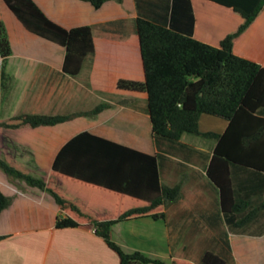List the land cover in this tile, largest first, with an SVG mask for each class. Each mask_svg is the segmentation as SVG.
Segmentation results:
<instances>
[{
  "label": "crops",
  "instance_id": "obj_1",
  "mask_svg": "<svg viewBox=\"0 0 264 264\" xmlns=\"http://www.w3.org/2000/svg\"><path fill=\"white\" fill-rule=\"evenodd\" d=\"M190 1L195 17L193 36L201 42L218 46L242 22L229 8L209 0ZM33 2L50 21L64 29L92 27L95 54L85 59L87 63L84 62L77 77L65 74L64 49L26 31L0 0V21L11 46V56L3 68L7 90L4 95L0 93L1 121L25 115L23 109L36 115L68 116L100 104H107L108 108L94 117L74 118L55 127L0 128V157H12L32 171L43 166L46 177L42 173L31 175L47 181L58 151L82 132L156 156L161 184L169 188L180 185L178 200L163 207L164 218L158 221L164 226L162 243L165 245L167 241L175 247L176 254L177 247H201L198 259L211 251L224 257L227 263L264 264V174L236 172L232 198L246 202L251 198V204L244 205V214L253 216L238 224L240 227L229 229L220 210L218 190L206 175L215 137L184 135L176 143L156 139L151 131L146 95L115 90L118 79L143 80L134 27L138 17L135 0L121 3L111 0L97 10L80 0ZM263 13L234 41L233 53L264 68V31L258 29ZM207 14L219 15V22L204 23L202 17ZM87 104L89 110H84ZM226 128L225 120L210 115H201L198 121L201 134L220 135ZM20 148L30 153H20ZM0 191L13 197L12 205L0 214V236H7L0 241V264H119L117 255L93 230L83 226L56 229L55 221L61 212L48 193L21 181L13 184L7 178L0 179ZM107 196L122 203L125 200L118 194ZM117 201H96L89 205L100 219H108L111 214L107 212H121ZM134 204L131 201L129 206Z\"/></svg>",
  "mask_w": 264,
  "mask_h": 264
},
{
  "label": "trees",
  "instance_id": "obj_2",
  "mask_svg": "<svg viewBox=\"0 0 264 264\" xmlns=\"http://www.w3.org/2000/svg\"><path fill=\"white\" fill-rule=\"evenodd\" d=\"M2 1L26 31L64 49L65 74L77 77L85 59L94 56L92 27L64 29L50 21L33 0ZM80 1L97 10L111 0ZM209 1L231 9L242 20L218 46L194 38L195 17L190 0H135L138 17L134 27L143 80L118 79L115 90L146 95L151 131L156 139L176 143L184 135L215 137L206 175L218 190L220 210L230 229L240 227L238 224L253 216L244 214V205L251 204V198L247 202L232 198L236 172L264 174V68L233 53L234 41L264 11V0ZM219 17L207 14L202 18L204 23L217 24ZM9 56L11 46L0 21V91L7 90L3 68ZM107 108V104H100L90 111L68 116L18 115L0 127L11 130L55 127L74 118L94 117ZM201 115L225 120V132L201 134L198 130ZM0 171L13 184L20 180L48 193L61 212L55 228L83 226L93 230L117 255L119 264H192L179 259L164 262L138 251L125 253L111 238L114 225L140 218L161 220L163 207L178 200L180 185L169 188L161 184L156 156L82 132L58 151L47 182L32 176L8 156L0 157ZM110 193L124 196V202L107 196ZM128 200L135 204L129 206ZM96 201H117L121 212H107L110 218L100 219L89 205ZM12 203L13 197L0 191V214ZM5 238L0 236V241ZM199 264H227V261L206 251Z\"/></svg>",
  "mask_w": 264,
  "mask_h": 264
},
{
  "label": "rangeland",
  "instance_id": "obj_3",
  "mask_svg": "<svg viewBox=\"0 0 264 264\" xmlns=\"http://www.w3.org/2000/svg\"><path fill=\"white\" fill-rule=\"evenodd\" d=\"M262 15L263 16H262L261 21H260L261 22L260 27L258 28L260 31H264V13ZM231 22H233V20H231ZM254 38H257V37H254ZM261 39H263V37H261ZM255 40H258V39H255ZM43 41H45V40H43ZM251 49H252V47H251ZM252 50H254V49H252ZM255 51H256V49H255ZM90 58L91 57H87V59H90ZM85 63H87V61ZM84 68H85V66H84ZM0 93L4 95L5 92L0 91ZM24 110H27V109H23V111H22V112H25V114L33 115L32 114L33 111L28 112V111H24ZM29 110H31V109H29ZM72 110L73 109H71V112H73ZM84 110H89V105ZM77 111H80V109H77ZM44 112L47 113L49 111H44ZM63 112L64 113L68 112V110H65ZM69 112H70V110H69ZM49 114L51 115V113H49ZM43 115H48V114H43ZM60 115H63V113H60ZM1 118H0V124L8 121V120L1 121ZM0 128H1V130H9V129L3 128V127H0ZM1 150H2V152H6V150L4 148H2ZM18 151L20 153L21 152L27 153V154L30 153V152H26L27 151L26 149H21V148ZM10 158H12V157H10ZM22 166H24V165H22ZM31 166L33 167L32 164H31ZM24 168H26L30 174H32V172H33L34 174L40 176L42 173L43 174L42 176H44V177L47 176L45 174V168L43 166H40V167L36 166L34 169L35 171H32V169H29V166L28 167L24 166ZM0 179H6V178L0 173ZM48 179H49V177H48ZM48 179H47V181H48ZM16 181H20V180H16ZM47 181H45V182H47ZM158 221H161V220L153 221L149 218H140V219L130 220V221H127L124 223L122 222L112 229L113 230L112 239L115 243H117L120 246V248L125 253H131L132 251H139L147 257H151L153 259H158V260H161L164 262H169V260L171 261L172 259H179V260H183V261H188L192 264H199L200 259H198L197 255L201 253V252H199V249L201 247L200 248L196 247V246L182 247L183 250H181L182 249L181 247L180 248L177 247L176 251H178L177 252L178 254H176L175 250H174L175 247L168 245L167 241H165V245L162 243V241H163L162 235L164 232L163 231L164 226L161 222H158ZM150 225H152L153 227H151ZM225 233L227 235H229L227 233L226 229H225ZM153 242H155V243H153ZM189 249H190V253L188 252ZM193 251H196V254L194 253V255L192 256L191 253ZM183 253H184V255H183ZM169 255H171V258L169 257ZM227 264H233V263L230 261Z\"/></svg>",
  "mask_w": 264,
  "mask_h": 264
}]
</instances>
